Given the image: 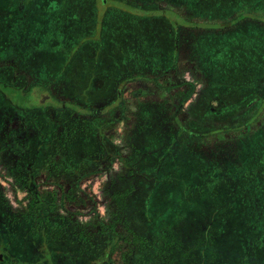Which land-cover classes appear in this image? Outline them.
I'll use <instances>...</instances> for the list:
<instances>
[{"label":"trees","instance_id":"16d2710c","mask_svg":"<svg viewBox=\"0 0 264 264\" xmlns=\"http://www.w3.org/2000/svg\"><path fill=\"white\" fill-rule=\"evenodd\" d=\"M128 1L141 13L108 7L100 23L95 0H81L78 8L76 24L87 32L84 38L95 35L121 45L108 42L109 47L92 50L98 51L96 63H112L111 74L49 89L69 102L53 108V114L47 108H16L0 92V108L18 110L24 123L20 132L0 137V149L18 156L17 167L8 173L30 198L26 210L15 213L0 189V264H62L63 259L107 264L113 225L100 224V235L111 237L99 243L86 237L68 240L66 219L53 215L56 193L51 191L52 199L42 196L34 178L43 173L55 182L66 179L72 192L116 161L122 165L120 185L112 193L116 220L132 233L130 243L140 245L137 264H264V126L249 128L264 107L258 106L264 99V0L218 2L209 12L201 8L202 0ZM65 2L78 7L77 0ZM167 9L182 22L174 25L161 14ZM242 35L249 50L240 59L236 39ZM182 69L192 80L183 79ZM135 81L144 85L132 90L128 86ZM155 93L158 98L146 99ZM128 104H133L130 114ZM122 121L125 144L118 145L112 130ZM3 122L0 114V131ZM240 138L246 142L236 141ZM139 143L140 151L146 144L152 150L140 161ZM192 154L195 162L189 167ZM157 173L176 175L178 182L170 178L173 183L160 187ZM209 179L213 183L205 184ZM183 185H201L208 194L196 193L174 213L169 208L183 199L177 191ZM154 186L162 193L150 207L146 198L149 191L156 197ZM130 224L138 226V234ZM60 242L67 244L56 245Z\"/></svg>","mask_w":264,"mask_h":264},{"label":"rangeland","instance_id":"374dc122","mask_svg":"<svg viewBox=\"0 0 264 264\" xmlns=\"http://www.w3.org/2000/svg\"><path fill=\"white\" fill-rule=\"evenodd\" d=\"M56 1L0 0V54L3 53L0 58V92L16 108L25 110L47 108V111L53 114V108L60 107L64 105L63 103L67 105L69 102L56 98L53 94L54 91L49 89L52 87L57 88V84L65 87L67 84L70 86V83L72 85H78L83 79H86V81L96 80L97 78L101 79L111 74L109 72H112L114 69L111 62V64L108 63L107 65H103L100 62L96 63L94 60L97 59L96 53L98 51L92 52V50L96 47H103L104 45L109 47V43L115 46L121 45L112 39H108L109 43H106L105 40L97 39L95 35H89V37L84 38L83 35L87 32L81 29L80 25L76 24V21L79 22L81 17V13L78 11L81 0H77V8H75L72 2L66 3L65 0ZM95 1L97 9L96 17L99 23L104 11L108 7H118L136 14L141 13L140 8L131 7L128 0ZM225 1L230 2L229 0H202L201 3L203 6L201 8L207 12L214 11L216 10V3ZM162 4L163 6L165 5L164 2ZM187 6L193 12L192 4L189 3ZM161 14H165L174 25L182 22L175 17V12L171 9H167ZM15 23H17V26L13 25ZM119 23L122 25L121 22ZM189 25L192 26L193 23L190 22ZM201 25L204 27H214L217 24L207 23L206 25ZM248 34L252 37L251 33ZM92 37L94 38L93 40ZM249 40L253 43L252 39ZM244 44L247 43L243 35L236 39V55L240 59L244 57L245 51L249 50V48L247 50L243 48ZM225 50L228 51V49ZM6 67H12L13 70L11 69L12 71H10ZM182 70L183 79L192 80V76L188 70ZM143 85V82L135 81L128 87L133 90L140 89ZM199 87L200 85L198 84L197 88ZM152 98H158V95L155 93L146 99ZM263 101L264 99H261L258 103L259 110L264 106L262 104ZM128 105V112L130 114L133 111V104ZM99 111L105 112L106 109H100ZM13 112L16 114L14 115ZM18 113L19 111L16 109L0 108V114L4 115V126L0 131V137L3 140L10 131L16 133L11 118H19L20 115ZM128 123H130V120H128ZM261 124L264 126V107L254 118V124L249 128L254 130L259 128ZM123 125V121L118 122V125L112 130L114 142L118 145L125 144L123 142L124 137L121 135ZM231 135L224 134V137L228 138ZM14 137L15 135L7 141H13ZM237 140L238 142H246L243 138ZM138 145L136 155L140 161V158L143 156L151 154L152 150L146 144L147 146L143 145L140 151V143ZM123 151V153H126V150ZM205 152H209V150L207 151L206 149ZM17 158L18 156L12 153L10 154L8 150L3 151L0 149V189L8 201L12 212L22 213L26 210V205L29 203L30 198L26 196V192L20 188L15 178L8 173L9 170L13 171L17 167ZM188 158L187 164L190 167L195 162L194 155L192 154ZM146 161H149V157ZM165 161L168 162V159ZM121 168L122 165L116 161L107 171L98 172L83 179L79 184V189L72 190V192L69 190L71 184L66 183V179L55 182L53 178H45L43 173L38 174L34 179L42 196L51 198V191L56 193L54 202L58 205H56L53 215L61 217V219L62 217L67 219L62 221L65 224L68 240L69 238L79 240L81 237H86L90 242L97 239L95 243L97 241L99 243L104 238L107 239L106 236L111 237L109 233L107 235H100V224H105L108 227H112L113 225V228L116 230L115 235H112V239H114L111 242L113 247L108 248L109 255L105 261H107V264H137L138 262H135V260L140 261V245L130 243L132 233L128 231L127 226L123 227L116 220V214H118L119 210L116 208L112 193H115L120 185L116 178L121 172ZM170 178L174 180V183L178 182L176 175L165 176L160 173L156 175L157 184L160 187L167 183H173L169 181ZM212 183L213 180L211 179L205 181L207 185H211ZM224 184L225 182L223 180L221 185L224 186ZM153 188L158 193L155 195L156 197H152L154 196L153 191L148 192L146 199H148L150 207H152L151 204L155 199L158 200L160 198L159 195L162 193V191L159 192V187L154 186ZM183 188L182 190H177L183 199L175 202L171 209L169 208L174 213L180 210L179 206L181 203L184 204L185 201L190 200V197L196 193L199 195L202 192L208 194V192L202 190L201 185L188 187L183 185ZM141 192L144 191L142 190ZM137 197L140 198V191L137 193ZM164 200L162 199L158 203L156 202L154 207L161 204ZM182 200L184 201L182 202ZM190 210L192 213L197 212L196 209L191 208ZM95 211L97 213L96 216L94 214ZM168 211L166 210L165 213H168ZM262 216L264 217V214ZM98 220L100 223H97ZM128 226L131 231L138 234L136 232L137 225L133 226L130 224ZM261 228L264 229V220L261 222ZM108 231L110 232L109 229ZM116 233L122 236L121 240L117 239L119 237ZM62 244H67V242ZM62 244L60 242L56 245L62 246ZM65 260L63 259L62 264H68L67 260ZM27 263L36 264L35 262ZM43 263L41 262V264Z\"/></svg>","mask_w":264,"mask_h":264},{"label":"flooded vegetation","instance_id":"af4514ba","mask_svg":"<svg viewBox=\"0 0 264 264\" xmlns=\"http://www.w3.org/2000/svg\"><path fill=\"white\" fill-rule=\"evenodd\" d=\"M14 26H17V23L13 24ZM3 55L0 54V58ZM16 66V65H15ZM7 69H9L10 71L13 70L12 67H6ZM12 69V70H11ZM13 121V125H14V131L16 130V132H20L22 130V128L24 127V123L22 121H20V119L18 118H12ZM63 219H66L65 217ZM67 220V219H66ZM68 262V261H67Z\"/></svg>","mask_w":264,"mask_h":264},{"label":"water","instance_id":"95a60500","mask_svg":"<svg viewBox=\"0 0 264 264\" xmlns=\"http://www.w3.org/2000/svg\"><path fill=\"white\" fill-rule=\"evenodd\" d=\"M1 257V256H0Z\"/></svg>","mask_w":264,"mask_h":264}]
</instances>
